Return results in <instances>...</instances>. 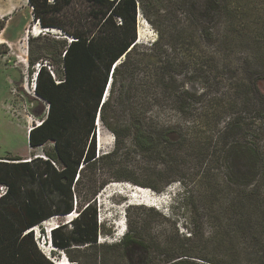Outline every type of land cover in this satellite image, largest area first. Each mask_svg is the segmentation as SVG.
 Listing matches in <instances>:
<instances>
[{
  "label": "trees",
  "instance_id": "obj_1",
  "mask_svg": "<svg viewBox=\"0 0 264 264\" xmlns=\"http://www.w3.org/2000/svg\"><path fill=\"white\" fill-rule=\"evenodd\" d=\"M86 1L91 10L72 29L49 17L72 0L28 3L42 27L58 29L72 41H55L60 70L50 72L39 63L35 77L34 95L48 109L28 131V146L52 142L53 148L45 157L0 158V264H57L40 249L33 228L73 211L78 213L69 228L64 224L50 231L51 245L68 264L108 263L106 251L116 252L124 264H147L153 251L164 257L161 264H195L188 258L219 264L168 240L152 246L129 233L116 244H99L103 230L95 196L103 183L98 184L95 171L119 155L127 139L143 154L164 143L177 157L186 147L205 158L217 156L216 163L221 159L224 168L215 170L225 174L219 182L208 180L198 197L207 201L208 214L217 207L209 238L230 247L234 264H264V94L258 88L264 81V9H254L257 0ZM141 15L156 32L152 42L138 38ZM33 43L30 39V66ZM186 82L202 91L187 88ZM222 83L223 93L217 89ZM126 112L128 120L122 122ZM169 112L177 120L161 124L158 115ZM226 114L215 132L211 121ZM98 121L114 137L113 151L101 156H96ZM237 161L248 166L245 175L234 170ZM180 167L175 165L178 175ZM87 170L93 173L87 181L90 197L73 206L72 191ZM110 179L132 183L122 176ZM180 193L183 211L190 192L183 185ZM199 210L193 205L190 213L200 215Z\"/></svg>",
  "mask_w": 264,
  "mask_h": 264
},
{
  "label": "rangeland",
  "instance_id": "obj_2",
  "mask_svg": "<svg viewBox=\"0 0 264 264\" xmlns=\"http://www.w3.org/2000/svg\"><path fill=\"white\" fill-rule=\"evenodd\" d=\"M10 1L19 2V0H0V7L10 6ZM261 1H256L255 10L264 9ZM30 7V4H26L24 9L20 7L19 10L10 13L7 34L14 39L18 35L20 37L9 46H0V158L7 156L22 159L33 156L45 157L44 153L53 148L52 142H48L40 148L28 146L27 129L37 125L45 117L47 111L46 103L34 95L31 84L34 81L36 65L39 63L51 64L52 70H60L59 63L56 62L58 56L55 55L59 45L55 41L64 39L69 42V35H67L68 37L61 36L62 34L56 31L58 29H53L51 33H42L41 28L44 27L34 19L33 10ZM90 10L91 6L86 0H72L71 5L62 7L61 12L49 17L65 22L72 29L78 18L86 15ZM2 23L4 20L0 18V24ZM30 31L34 35H31ZM155 34L156 32L144 20V17L139 16L137 35L140 42H152L156 37ZM30 39L34 41L32 48L34 66L29 64ZM59 75L61 76L60 73ZM223 85L224 83L217 88L222 93ZM186 87L200 90L199 85L196 84L187 83ZM258 88L264 94V81L258 82ZM230 114L232 113L230 112ZM122 115H124L121 118L122 122L128 120L127 112ZM229 116L226 114L219 120L211 121V128L215 132L221 130ZM158 120L161 124L171 126L177 120V115L171 112L161 113L158 115ZM186 122H183V126H187ZM97 125L99 126L98 123ZM119 148H122L119 155L102 161L95 171L98 184L103 183L102 189L98 190L95 196V206L100 218L98 223L101 224L103 230L99 236V244H116L121 240L123 237L121 234L125 231L124 234L129 233L131 237H142L152 246H156L159 241L165 239L173 245L182 246V250L194 254L195 257L206 258L213 263L234 264V258L230 256V247H219L209 238L215 229L214 216L217 207L213 206L212 212L208 214L205 208L207 201L204 202L198 198L199 193H203V190L207 188L208 180L211 179L215 182L216 178L219 182V179L225 174L221 169L215 170L224 168L223 162H219L221 159H218L219 161L216 163L217 156L205 158L186 147L177 157L167 149V145L164 143H160L154 152L143 154L138 152L128 139ZM113 149V135L104 127L99 126L98 134L96 133V156L112 152ZM237 163L234 165V170L238 174L245 175L248 166L243 162L237 161ZM176 164L181 166L179 175L176 173ZM82 175L83 181L75 191H72L73 206L90 197L91 191L88 190L87 181L93 176V173L87 170ZM114 176L130 178L132 183L128 181L123 182L127 185L116 183L110 179ZM116 184L122 188L120 190H124L126 193L113 195L110 190ZM136 184H151L157 188V190H153L151 187H145L151 191L147 195L148 204H146L147 202L143 203L137 197L134 200L129 197V192L133 191L131 187L139 186ZM183 185L187 187L190 194L188 197L186 196V200L184 199L185 209L181 211L180 190ZM139 195L141 194L139 193ZM109 196L111 198L107 199ZM163 197L166 199L163 200ZM193 205L201 208L200 215L190 213ZM138 207H142V209H131ZM77 213L78 211H73L69 219L65 218L66 216H54L34 230V235L42 250L49 252L50 258L56 262L63 260L64 254L48 245L47 231H50V228L52 230L56 228L55 224L57 226L67 224L69 228V223ZM41 230L44 232V237ZM191 232L194 233V236L187 238ZM103 253V251H98L101 256ZM158 253L153 251L151 257L154 260L148 261L147 264H161L164 257ZM106 254L110 257V262L105 264H124L116 252L106 251ZM188 260L195 264L206 263L197 258H188ZM97 264L104 263L98 261Z\"/></svg>",
  "mask_w": 264,
  "mask_h": 264
},
{
  "label": "crops",
  "instance_id": "obj_3",
  "mask_svg": "<svg viewBox=\"0 0 264 264\" xmlns=\"http://www.w3.org/2000/svg\"><path fill=\"white\" fill-rule=\"evenodd\" d=\"M9 3H10V6L7 5L6 7H0V18L4 20V28L0 30V46L1 45L9 46L11 43H13L14 40H18V38L20 37V35H18L16 39H14V37H11L7 34L8 33V23L7 22L9 21L11 12H13L14 10L15 11L19 10L20 7L21 9L25 8L26 1L19 0V2H16V3L14 1H10Z\"/></svg>",
  "mask_w": 264,
  "mask_h": 264
},
{
  "label": "bare ground",
  "instance_id": "obj_4",
  "mask_svg": "<svg viewBox=\"0 0 264 264\" xmlns=\"http://www.w3.org/2000/svg\"><path fill=\"white\" fill-rule=\"evenodd\" d=\"M30 34L31 35H34L31 31H30ZM36 34V33H35ZM118 63V62H117ZM35 75V74H34ZM32 90L34 91V89H33V87H32ZM107 95H105V97H106ZM98 124H99V126L101 127V123L98 121ZM29 129H31V128H28L27 129V131L29 130ZM27 134H28V132H27ZM112 186H113V184H112ZM122 186V185H121ZM137 187H139V186H137ZM109 188V187H108ZM120 189H122L120 186H118L117 184L116 185H114V187L110 190L111 191V193L113 194V195H115V194H124V193H126V192H124V190H120ZM109 191V192H110ZM131 192H133L132 190H131ZM131 192H129L130 193V198L132 199L133 198V200H134V198L135 197H137V198H139L143 203H145V202H147L146 204H148L149 202H148V200H147V195L145 194V193H141V191H138L137 192V194H131ZM139 193L140 194H142V195H139ZM111 194V195H112ZM103 195H105V194H103ZM138 195V196H137ZM166 196V195H165ZM107 198V197H106ZM109 198H111L110 196L107 198V199H109ZM129 198V199H130ZM163 200L164 199H166V197H163L162 198ZM106 200V199H105ZM161 200V199H160ZM130 202V201H129ZM103 203V202H102ZM71 214H73V213H71ZM69 216H66L65 218H71V216L72 215H70V214H68ZM57 217H59V216H57ZM50 219V218H49ZM44 222H42L41 223V225L43 224ZM34 230L36 229V228H33ZM52 230V228H50V231ZM48 232V231H47ZM48 242V241H47ZM50 246H52L51 244H50ZM53 247V246H52ZM64 256V255H63ZM66 261V259H65V256H64V258H63V260H60V261H57L56 263L57 264H68V262H65Z\"/></svg>",
  "mask_w": 264,
  "mask_h": 264
},
{
  "label": "built area",
  "instance_id": "obj_5",
  "mask_svg": "<svg viewBox=\"0 0 264 264\" xmlns=\"http://www.w3.org/2000/svg\"><path fill=\"white\" fill-rule=\"evenodd\" d=\"M26 1V4H28L29 3V0H25ZM48 1V3H50V4H53L54 3V0H47ZM31 9H32V7H30ZM42 29V33H51L52 31H53V29H49V28H41ZM56 31H58L59 33H61L62 34V32L60 31V30H56ZM69 39V41H72V39H70V38H68ZM42 66H45L46 68H47V70H49L50 72H51V68H50V66H47L46 64H44V65H42ZM40 67V64H37L36 65V70H38V68ZM32 85H33V87H34V81H33V83H32ZM39 124V123H38ZM37 124V125H38ZM30 130V129H29ZM28 130V131H29ZM98 222H100V218L98 217ZM55 226L57 227V224H55ZM49 232V231H48ZM100 239V238H99ZM39 247H40V249L42 250V247H41V245H39ZM43 251V253L49 258V259H51L50 258V255H49V252H46V251H44V250H42ZM48 251H50V250H48ZM63 259V258H62ZM52 260V259H51ZM52 261H54V260H52ZM55 262V261H54ZM65 262H67V260L65 261Z\"/></svg>",
  "mask_w": 264,
  "mask_h": 264
},
{
  "label": "water",
  "instance_id": "obj_6",
  "mask_svg": "<svg viewBox=\"0 0 264 264\" xmlns=\"http://www.w3.org/2000/svg\"><path fill=\"white\" fill-rule=\"evenodd\" d=\"M36 72H37V70H36ZM36 72L34 73L35 74V76H34V87H33V89H35V77H36ZM33 93H34V91H33ZM35 94V93H34ZM48 109V108H47ZM46 114H47V111H46ZM100 122V121H99ZM48 237L49 238H47L48 239V242H50V244H51V232L49 231L48 232ZM65 259L67 260V258L65 257Z\"/></svg>",
  "mask_w": 264,
  "mask_h": 264
},
{
  "label": "clouds",
  "instance_id": "obj_7",
  "mask_svg": "<svg viewBox=\"0 0 264 264\" xmlns=\"http://www.w3.org/2000/svg\"><path fill=\"white\" fill-rule=\"evenodd\" d=\"M34 78V77H33ZM98 128H99V126H98ZM123 184H125V183H123ZM141 188V187H140ZM125 232V231H124ZM124 232H123V234H122V236L124 235ZM47 238H48V233H47Z\"/></svg>",
  "mask_w": 264,
  "mask_h": 264
}]
</instances>
